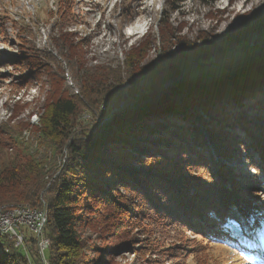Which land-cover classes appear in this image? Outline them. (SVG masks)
I'll list each match as a JSON object with an SVG mask.
<instances>
[{
    "label": "trees",
    "instance_id": "trees-1",
    "mask_svg": "<svg viewBox=\"0 0 264 264\" xmlns=\"http://www.w3.org/2000/svg\"><path fill=\"white\" fill-rule=\"evenodd\" d=\"M176 1L184 0L169 2L172 10L177 9ZM216 1L198 0L205 6H211ZM71 2L57 0L55 8L49 13L50 17L57 11L62 20L65 17L70 19ZM52 24L53 28L59 29L54 43L60 46L70 37L60 31L59 25ZM167 24L163 21L166 26L161 29L163 51L154 62L142 65L144 50L136 47L126 57L124 78L118 70L99 73L96 80V75L88 74L90 70H87L81 77L80 93L86 98L84 106L92 115L87 127L84 122L75 120L82 100L68 94L61 85L44 104L41 131L48 148L57 153L65 145L70 152L64 171L56 177L57 182L49 188L47 196H44V192H48L45 189L46 176L55 164H45L38 158L40 156L30 153L27 147L18 143L16 131L0 132V206L40 207L43 201L47 215L44 231L50 239L47 251L49 264H92L93 261H80L82 245L77 235V225L81 222L79 211L89 207L87 198L104 201L107 205L124 206L128 215L140 219L144 229L150 232L153 249L158 245L154 252L172 264H188L189 259L193 264H228L230 261L227 262L220 255L223 248L230 249L231 244L238 240L233 227H238L248 239L247 246H255V240L264 238V203L254 200L255 197L252 198L250 194H242L235 184L232 189H222L224 186L214 179L206 165L208 151L201 145L200 133L206 130L226 156L231 155L232 147L235 149L237 144H227L229 135H226L225 127L235 124L244 130V134L250 138L246 141L245 137H241L238 144L244 145L253 167L260 168L252 180L255 185L262 178L260 173L264 166V101L259 102V109L245 108L239 104L236 115L231 111L219 112L218 115L215 111L224 110L223 106L220 107V103L216 106L214 102L206 104V98H202V94L196 90L205 91L212 85L222 84L223 80L225 83L217 91L220 95L222 91L232 88L228 86L241 85L249 77L248 72L253 70L255 73V69L264 67V54L256 65L249 67L250 70L246 67L222 66L221 78L209 76L204 79L197 76L188 81L180 79L175 86L171 85L161 92L158 89L162 79L178 75L180 68L197 62L200 63L195 69L212 64L224 47L247 33L263 29L264 9L254 10L214 42L202 40L197 45L194 41L176 37L175 42L179 46L176 53L168 51L174 28ZM165 37L167 41L163 39ZM69 47L72 45L69 44L66 50ZM75 48L78 51L67 59L79 74L84 67L80 50ZM139 78H143L146 84L140 101L144 100L149 105L134 106V103H128L125 108L110 114L100 125L99 118L104 113L100 103H120L128 90L137 87ZM157 94V99L163 98L159 102L153 100ZM165 95L173 101L179 98L182 108L176 107L185 113H178L181 122L145 123L152 113L157 115L165 108ZM173 101L172 104L175 103ZM208 105L213 108L208 110ZM202 110L208 112L204 113L206 118L201 115ZM196 112L198 114L194 115ZM212 118L215 120L210 123ZM165 128H169L165 130L168 133H164ZM153 131L157 132L154 136ZM253 149L261 160L259 166L251 157L250 151ZM110 150L112 155L116 153L115 157H106ZM221 170L227 173L226 168L221 167ZM107 174L111 175L108 179L115 177V180L109 181ZM230 177V174H226V178ZM239 177L243 179V176ZM117 187L130 190L132 196L139 200L134 204L120 203L113 194ZM34 245V240L29 238L28 247L33 262L37 264ZM232 252L242 259L238 250ZM27 256L21 249L10 246L7 253L0 250V264H28Z\"/></svg>",
    "mask_w": 264,
    "mask_h": 264
},
{
    "label": "rangeland",
    "instance_id": "rangeland-1",
    "mask_svg": "<svg viewBox=\"0 0 264 264\" xmlns=\"http://www.w3.org/2000/svg\"><path fill=\"white\" fill-rule=\"evenodd\" d=\"M56 1L0 0L2 5L0 6V132L16 131L15 137L18 143L27 147L30 153L40 156L38 158L45 164L46 162H50L49 166L55 164L54 169L46 176L45 189H48V192L45 191L44 196H47L49 188L56 184V177L64 171L70 156L65 145L57 153L48 148L46 138L41 131L43 106L59 85L68 94L82 100L75 120L84 122V126L87 127L92 115L88 107L84 106L86 98L80 93L81 77L87 70H90L88 74L96 75L95 80L99 79V73L110 70L120 71L124 78L126 57L136 47L144 50L142 65L154 62L163 51L161 29L166 27L163 21L168 22L170 28H174V36L170 38L171 44L168 46V51L174 52L177 46L176 37L194 41L204 40L206 36L213 35L217 39L250 12L264 8V0H217L211 6L202 5L198 0H184L176 1L175 10L169 7V2L172 0H72L69 6L71 18L65 17L62 20L57 11L52 13V17L49 15L55 8ZM52 23L59 25L60 31L69 35L67 44L64 42L56 46L54 40L58 38L59 29L53 28ZM163 39L166 40V37ZM260 39L263 40L262 37ZM69 44L72 47L66 50ZM75 47L80 50L84 67L79 74L67 59L74 54V51H78ZM249 50L242 53L237 47H230L223 52V55L218 56L214 63L200 66L198 69L182 67L178 76L185 81L195 79L197 76L204 79L209 76L221 78L222 66L249 68L261 59L253 54L256 48ZM255 70L257 72L254 73L252 70L247 73L250 75L241 85L228 86L232 88L222 91L220 95L217 91L225 83L223 80L222 84L212 85L205 91L196 90L202 94V98H206V104L214 102L216 106L218 103L220 107L223 106L224 110L217 109L215 114L231 111L236 115L239 104L245 108L259 109L261 107L259 102L264 101V67ZM158 95L153 97L154 101ZM165 97V108L157 115L152 113L151 117L144 121L145 123L150 125L158 121L181 122L178 113L181 114L183 111L178 109L181 105L179 98L173 101L170 96L165 95ZM160 99L163 98L157 99V102ZM172 101L175 103L172 104ZM128 103H134V106L149 105L144 100L115 104L100 103L104 113L99 118V124L106 121L114 111L125 108ZM211 106L208 110L213 108ZM201 112L203 117H205L204 113L208 114L203 110ZM163 118L164 120H161ZM191 118L196 124L195 118L192 116ZM213 120L215 118H212L210 123ZM206 127L209 128L207 124ZM168 129H163L164 133H168L165 131ZM224 130L228 132L226 135H229L227 144L228 142L237 144L235 149L232 147L231 155L226 156L223 155L224 150L211 140L206 130L200 132L201 145L208 151L206 165L210 174L214 179L219 180L225 191L232 189L235 184L242 194H250L252 198L255 197L254 200L264 203V166L260 173L262 178L254 185L252 180L257 176V170L260 168L253 167L250 163L251 159L246 155L248 152L244 145L238 144L241 137H245L246 141L250 137L235 124L228 125ZM157 132L153 131L152 136ZM150 141L151 139L147 140L148 143ZM111 151L106 157H115L116 153L112 155ZM250 153L256 164L261 165L258 152L253 149ZM221 167L227 169L226 174H230V178H226L225 170L222 171ZM109 176L111 175L107 174L106 178L108 179ZM239 176H243V179ZM114 178L108 180L114 181ZM113 194L114 199L124 204L129 202L134 204V201L139 200L125 188L117 187ZM87 200L89 207L80 209L81 222L77 225V235L82 245L80 261H93L92 264H172L170 260L154 252V249H158V245L153 249L149 238L150 232L144 229L140 219L129 216L124 206L107 205L103 203L104 201L99 202L93 198ZM3 206L11 205H1L0 208ZM232 210L235 212L234 208H231ZM233 233L238 236V240L234 245L231 244L230 249L223 248L220 256H224L223 259L227 262L230 261L228 264H264V250L261 252L257 249V253L256 250L245 248L244 244L248 239L238 227H233ZM232 250H238L242 259ZM33 260L28 257V264H35ZM188 264H193V261L189 259Z\"/></svg>",
    "mask_w": 264,
    "mask_h": 264
},
{
    "label": "built area",
    "instance_id": "built-area-1",
    "mask_svg": "<svg viewBox=\"0 0 264 264\" xmlns=\"http://www.w3.org/2000/svg\"><path fill=\"white\" fill-rule=\"evenodd\" d=\"M42 206L32 207L26 213L3 212L0 214V230L3 236H9L10 246L24 249L28 253L30 260L32 255L28 247V239L32 238L35 242V259L38 264H44V237L45 226L42 223Z\"/></svg>",
    "mask_w": 264,
    "mask_h": 264
},
{
    "label": "water",
    "instance_id": "water-1",
    "mask_svg": "<svg viewBox=\"0 0 264 264\" xmlns=\"http://www.w3.org/2000/svg\"><path fill=\"white\" fill-rule=\"evenodd\" d=\"M261 9H264V8H261ZM250 13H252V12H250ZM249 14L244 16L243 19L245 17H247ZM242 20L238 24L230 27L223 34L227 33L231 28L239 25L242 22ZM261 37L263 38V40L260 39ZM215 39L216 38L213 35H209V36H206V38H204L203 41L213 42V41H215ZM194 42L197 45H200L202 43V40H194ZM263 42H264V28L261 29L260 31H254V32L247 33L246 35H244L243 37H241L237 41H235V43L224 47V49L222 51L218 52V54H219V56L223 55V52L227 51L230 47L231 48L237 47V49H239L242 53L250 51L249 49H251V48L252 49L256 48V50L253 52V54L255 56L261 57L264 54V43ZM175 50L176 51H174V52L173 51H170V52L176 53L179 50V46L178 45L176 46ZM259 53H260V55H258ZM199 63L200 62H197V63H194V64H188V65H186V68H191V67L195 68V67H197L199 65ZM180 79H181V77H179L178 75H174L172 77H168L166 79H162V81H161V83L159 85V88H158L159 92H161L164 89L170 87L171 85L177 84V81L180 80ZM145 87H146L145 80L143 78H141L139 80V82H137V87L135 89H133V90H128L126 92L127 94H126L125 98L121 102H125V101L126 102H133V101H136V100H140V98L143 97L141 95H142V91H143V89Z\"/></svg>",
    "mask_w": 264,
    "mask_h": 264
},
{
    "label": "bare ground",
    "instance_id": "bare-ground-1",
    "mask_svg": "<svg viewBox=\"0 0 264 264\" xmlns=\"http://www.w3.org/2000/svg\"><path fill=\"white\" fill-rule=\"evenodd\" d=\"M0 6H2V5H0ZM31 208L32 207H29L27 205L26 206H21V205H18V206H6V207L3 206V208L2 207L0 208V214L3 213V212L26 213V212L30 211ZM46 221H47L46 211L43 210L42 223L44 224V226L46 224ZM49 246H50V239H49L48 236H45L44 237V251H45V253H44V264H47V262H48V260H47L48 258H47V254L46 253L48 251ZM9 249H10L9 236H3L2 235V231L0 230V250L5 252V253H7L9 251ZM21 250L24 252V249H21ZM25 254L28 255V253H25Z\"/></svg>",
    "mask_w": 264,
    "mask_h": 264
}]
</instances>
